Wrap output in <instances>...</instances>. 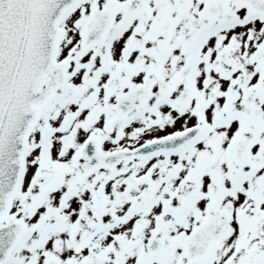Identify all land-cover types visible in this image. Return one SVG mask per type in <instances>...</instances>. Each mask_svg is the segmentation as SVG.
<instances>
[{
  "label": "snow or ice",
  "instance_id": "obj_1",
  "mask_svg": "<svg viewBox=\"0 0 264 264\" xmlns=\"http://www.w3.org/2000/svg\"><path fill=\"white\" fill-rule=\"evenodd\" d=\"M0 264H264V0H0Z\"/></svg>",
  "mask_w": 264,
  "mask_h": 264
}]
</instances>
